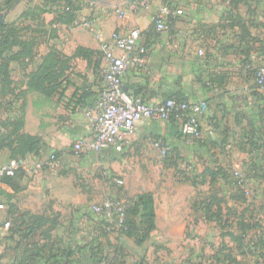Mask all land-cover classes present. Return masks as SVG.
<instances>
[{"label":"crops","instance_id":"1","mask_svg":"<svg viewBox=\"0 0 264 264\" xmlns=\"http://www.w3.org/2000/svg\"><path fill=\"white\" fill-rule=\"evenodd\" d=\"M43 1L12 0L0 9L3 22H14L19 37L2 55L10 84L4 90L0 85V136L7 132L5 124L20 118V131L41 143L24 155L25 170L11 184L0 179V264H93L100 255L119 256V264H232L226 255L234 254L220 257L231 245H215L225 231L217 236L210 228L199 230L217 220L205 215L202 201L193 200L194 186L131 183L122 169L135 159L151 170L153 154L157 160L168 154L152 148L150 137L191 157L198 174L205 167L238 166L233 155L264 154V93L249 68L264 65V0H73V21L58 20L56 1ZM165 5L169 12L162 19L170 26L157 31L153 17ZM29 8L35 18L23 16ZM227 16L232 22L224 20ZM131 28L140 31L148 59L144 68L125 71L123 89L149 103L206 101L204 139L185 141L179 121L143 119L120 151L74 155L73 143L93 136L85 110L103 85L105 63L93 31L108 35ZM39 77H45L44 90L31 84ZM52 153L60 166L35 171ZM12 156L10 148H0V164ZM147 192L155 218L143 242L119 233L114 222L101 232L104 219L90 210L92 204L106 196L133 199ZM224 203L225 213L241 206Z\"/></svg>","mask_w":264,"mask_h":264},{"label":"built area","instance_id":"2","mask_svg":"<svg viewBox=\"0 0 264 264\" xmlns=\"http://www.w3.org/2000/svg\"><path fill=\"white\" fill-rule=\"evenodd\" d=\"M169 9L165 5L161 12L153 17L157 31H168L169 26L162 19ZM180 14V9L174 10ZM120 15H122L120 13ZM83 26H88L86 23ZM99 43V49L105 63L103 85L95 101L86 108L85 114L93 130L89 139H78L72 145L74 155L85 152H99L113 148L120 151L134 132L135 126L143 119L155 121H170L171 118L180 122L183 138L193 143L204 138L201 118L208 110L206 101H181L168 98L162 102L149 103L139 95L131 94L123 89L122 77L128 68H144L147 65L148 49L139 43L141 33L136 28L127 31H112L108 35L102 30L93 31ZM198 53H202L199 49ZM255 85L264 90V65H259L254 73ZM148 144L154 149L168 153L170 145L161 138L150 137ZM163 155V154H162ZM59 157L52 153L47 161L34 167L35 171L41 168H58ZM19 169L25 170V161L9 158L0 164V177L14 176ZM246 177L236 172V184L247 193ZM4 205L0 203V208ZM127 202L125 199L112 196L104 197L99 203L90 206V210L103 218L101 232L110 230L111 222L117 229L123 227L126 217ZM10 222L4 223L8 227ZM120 257H102L96 264H118Z\"/></svg>","mask_w":264,"mask_h":264},{"label":"trees","instance_id":"3","mask_svg":"<svg viewBox=\"0 0 264 264\" xmlns=\"http://www.w3.org/2000/svg\"><path fill=\"white\" fill-rule=\"evenodd\" d=\"M11 1L12 0H1L0 9H2L3 6L5 7L9 6L11 4ZM48 1H51L52 3L56 1L55 3L59 7L55 11L58 20L73 21L75 19L76 15L74 10L75 6L72 3L73 0H44L43 2L47 4L49 3ZM34 9L36 10V7ZM35 10L29 8V10H27V12L23 14V16H31L32 18H35L37 16V13L34 12ZM232 19L233 18H231L230 16H227L225 17L224 20L230 23L232 22ZM166 23L168 26H170L168 22ZM18 39L19 37L17 34V27L15 26L14 22L0 23V85L3 87V90L5 86H8L10 84V80H9L10 77L8 74V65L6 63V60L3 59L2 55L5 49L8 51L12 50L13 45L19 42ZM11 57L14 56L11 55ZM249 68L254 80V73L257 66L249 67ZM44 82H45V77L42 78L39 77L38 80L33 81L31 84L33 87L35 86L39 90H44L43 87ZM262 92L264 93V90ZM3 94L4 92L2 91L0 94V102H2V99L4 98L2 96ZM173 120L174 119L171 118L170 121ZM4 126L6 127L7 132L0 136V148L4 146L10 148L13 153L12 158H15L17 160H24L25 154H27L28 152H36L41 147L40 139L38 137L20 131V128L22 127V121L20 120V118L19 119L17 118L14 121H10ZM202 139H198L195 142H201ZM262 147L264 148V144L262 145ZM171 153L174 152L173 150H171L170 147L168 154ZM259 159L260 160L262 159L264 161V154L260 158L258 157L257 158L258 161L256 160L253 163V166L250 168L253 174H257L259 169L261 167L262 168L264 167V165L262 166L260 165ZM22 171H23L22 169H19L14 176H2L0 177V179L8 184H11L12 179L15 178ZM225 173L226 171L222 166L216 165L213 167H205L202 173L199 175L203 176L205 179H208L209 184H211L217 179L218 176L224 177ZM234 182L236 184V179ZM236 187L237 189L238 188L241 189V187H239L237 184ZM240 194L238 195V197L235 196V199H238L241 202H245V199H243L244 193L241 191ZM125 200L127 202V208H126L124 228L123 227L119 228L118 232L130 237H134V239H136L138 243H141L143 242V239L145 238L146 234L154 228L155 215H154L152 193L150 192L142 193L137 195L133 199L126 198ZM202 202H203L202 207L205 215L207 217H210L211 219L214 218L215 220H217L219 222V225H221L223 229H225L224 227L225 225L229 224L228 219L231 217L230 213L233 212V215L235 216L234 218H236L237 233L231 230L228 231L226 230L225 235L229 236L230 240L233 243H235V248L240 251V254L254 252V249H252V247L246 241L248 229L253 228L254 223H257V221L259 220L257 219L256 204L254 202L244 203L239 208L227 207V213L224 214L222 213L223 209L220 205V202L222 201L216 200V197L214 195H209V197L206 198V200L204 199ZM213 205L216 206L214 209L212 208ZM258 209L261 210L262 213L264 214V204H261L258 207ZM223 217L225 219L224 222L221 223ZM232 225H230L229 227H231ZM258 253L259 256L263 258L264 261V249L258 251ZM226 256L230 260H232V262H236V259L234 257L232 258L231 255H226ZM102 257H106V256L104 255L97 256L94 259L93 264H96L98 260L101 259Z\"/></svg>","mask_w":264,"mask_h":264},{"label":"rangeland","instance_id":"4","mask_svg":"<svg viewBox=\"0 0 264 264\" xmlns=\"http://www.w3.org/2000/svg\"><path fill=\"white\" fill-rule=\"evenodd\" d=\"M251 157L247 156L246 159H241L240 156L233 155V158H235L238 166H234L233 168L228 167L225 176H218L217 179L211 183L212 185L209 184L208 179H205L203 176L198 174L197 165L191 157L186 155L181 157L175 153L161 155V157L158 156V160L157 155L153 154L154 167H152L151 170L147 169L141 161H137L135 159L128 160V162H126L127 165H124L122 171L125 173L124 176L128 178L131 183H135L138 182L139 179H143L144 182L149 180V184L146 183V185L152 186L162 184L170 185L179 181L180 183L190 184L195 187V192L193 189L194 196L192 195L193 200L198 202L203 201L204 199L206 200L209 195H214L216 200L223 201L220 203L228 201L231 205H242L244 203L254 202L256 204L257 219L259 220L257 223H254L253 228L248 229L246 239L247 243L252 247V249H254V252L239 254L240 251L235 248V243L231 242L228 236H224L223 238L219 236L218 240L216 239L215 245L216 249H221L222 244H225L226 246L229 244L231 245L230 251L221 250L220 257L223 253L230 252L234 254L235 256L233 257L236 259V262H232V264H264L263 258L260 257L258 253V251L264 249V214L258 209L261 204H264V167H261L257 174H253L250 168L253 166V163L257 160V158L254 160ZM263 162L264 161L261 159V166L264 165ZM149 171L152 172V176L148 175ZM237 171L242 173L247 179V193L243 188L237 189L236 187L234 181L236 179ZM241 191L244 193L243 199H245V202L235 199V196L238 197ZM240 202L242 204H240ZM224 204L221 206L223 214L225 213ZM230 214L231 217L228 219V223L230 225L233 224L231 227H229V224L225 225L224 230L221 225H219L218 221H213V225L208 226V223L211 222L208 221L201 224L199 226V230L207 231V228H210V230L214 231L217 236L221 234L222 231L229 229L237 233L236 218H234L235 216L233 215V212ZM224 219L225 218L223 217L221 223L224 222ZM139 246L143 247V243Z\"/></svg>","mask_w":264,"mask_h":264},{"label":"water","instance_id":"5","mask_svg":"<svg viewBox=\"0 0 264 264\" xmlns=\"http://www.w3.org/2000/svg\"><path fill=\"white\" fill-rule=\"evenodd\" d=\"M127 1H135V0H127ZM4 20V15L3 13L0 12V22H3Z\"/></svg>","mask_w":264,"mask_h":264}]
</instances>
